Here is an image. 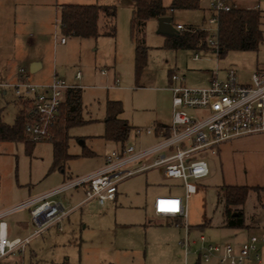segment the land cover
Masks as SVG:
<instances>
[{"label": "rangeland", "instance_id": "obj_1", "mask_svg": "<svg viewBox=\"0 0 264 264\" xmlns=\"http://www.w3.org/2000/svg\"><path fill=\"white\" fill-rule=\"evenodd\" d=\"M199 1L198 10L169 12L172 24L188 28H211L208 23L209 0ZM65 2L52 0V29L41 37L39 32L28 30L25 41H28L27 47L31 45V54L44 62V68L37 74L28 73L31 83L40 85L49 82L54 71L57 77L68 82L74 80L77 72L83 74L77 83L83 87L80 89L85 124L70 131L69 153L77 158L66 163L64 172L51 171L53 144L50 141L34 144L30 152L23 143H1L0 199L14 204L9 209L31 197L53 190L64 182L93 173L100 168L106 155L120 147L103 138L106 105L109 101L122 103L123 111L119 118L127 121L131 127L126 144L148 147L160 139L145 134L138 137L136 131L153 128L157 126L156 122L170 123V78L174 73L185 78V86L188 88H206L209 86L211 72L218 74L219 71L220 78H223L229 70H234L239 81L248 85L254 72L264 71V42L256 52L230 51L220 56L212 49L174 51L166 47L169 36L159 33V20L151 19L144 28L142 38L147 48L146 67L138 76L135 42L131 38L132 11L129 2L94 1L95 4L111 2L117 7L115 39L101 37L98 40H82L68 37L65 38L67 44L62 45L59 12L64 4L71 5ZM163 3L169 6L171 0H163ZM233 3L236 8H255L261 12L264 35V0H233ZM54 5H57V10ZM103 25L100 22L101 29ZM196 55L198 59H195ZM102 71H106L107 75H102ZM0 87V118L4 123L12 125L21 102L9 89L11 87L7 88V96L2 95L5 86ZM188 113L195 115L191 110ZM84 152L92 155L82 156ZM202 158L207 162L209 176L198 183L206 189L204 197L208 204V217L212 218V225L204 230V235L211 242L243 241L252 235L263 240L264 223L253 231L221 228L224 217L222 207L216 208V191L222 186L234 189L249 182L264 186V134L224 144L217 154L205 152ZM74 192L56 198L67 210H71L69 220L62 223L61 231L55 226L48 228L34 238L23 253L12 254L0 261V264L185 263L184 255L180 257L184 254L183 250L178 245L184 231L152 215L153 198L182 193L181 182L165 181L160 172L154 170L121 183L118 201L103 208L95 201L80 205L85 199L83 189ZM262 201L264 204V199ZM255 204L256 199L251 194L245 204L246 212L254 210ZM240 208L242 210V204L235 207L234 211H240ZM7 222L12 223L11 239H24L35 229L28 210L11 215ZM196 259L195 255L190 254L186 261L195 264Z\"/></svg>", "mask_w": 264, "mask_h": 264}, {"label": "built area", "instance_id": "obj_2", "mask_svg": "<svg viewBox=\"0 0 264 264\" xmlns=\"http://www.w3.org/2000/svg\"><path fill=\"white\" fill-rule=\"evenodd\" d=\"M233 0H209L207 45L218 51V17L223 12L235 9ZM177 31L195 32L183 25ZM62 38L60 44H65ZM195 59H198L196 56ZM21 80L12 85L17 98L28 104L29 120L25 133L34 143L48 141L51 124L59 118L66 94L75 86L55 77L48 85L33 84L24 69ZM106 75V71H102ZM81 73H77L80 78ZM172 92V121L164 127L139 129L136 135L154 136L160 141L148 146L120 145L111 151L104 165L97 171L83 177L64 182L59 187L19 205L0 210V261L16 253H23L32 240L52 226H58L69 218L67 210L56 197L72 190L83 189L84 202L95 201L100 207L117 201L119 185L136 176L159 170L165 181L183 184L184 196L164 194L155 198L152 209L156 217L175 218L182 221L184 238L179 242L185 264L193 254L202 264H262L263 240L250 236L240 244L231 241L211 242L200 233L191 237L194 225L212 224L208 217L205 187L198 183L209 176L207 162L202 158L205 152L217 154L219 148L240 138L264 134V71L252 74L248 85L242 84L236 71L229 70L221 79L214 74L206 88H188L185 79L177 74L170 78ZM3 87V86H2ZM1 88V87H0ZM194 111L190 115L188 111ZM202 195V197H199ZM216 208L219 207L217 200ZM28 210L34 232L24 239H11L7 219L20 211ZM238 212V211H236ZM224 219L228 216L223 214ZM201 226V225H200Z\"/></svg>", "mask_w": 264, "mask_h": 264}, {"label": "trees", "instance_id": "obj_3", "mask_svg": "<svg viewBox=\"0 0 264 264\" xmlns=\"http://www.w3.org/2000/svg\"><path fill=\"white\" fill-rule=\"evenodd\" d=\"M128 1L134 5L131 18V38L135 42L136 72L139 76L146 67L147 62V48L144 46L142 39L147 22L151 19L166 17L169 12L198 10L200 9V1L171 0L169 6H165L163 0ZM261 18V12L255 8H235L230 12L221 13L218 17V51H215L216 54L220 56L230 51H258L264 42ZM101 19H103L104 23L102 29L99 26ZM116 19L117 8L115 6L71 4L61 7L59 25L63 38L76 37L86 40L106 37L115 39L117 35ZM201 29L195 28V32L177 31L175 36L169 37L166 47L174 51L211 49L207 45L208 34ZM122 111L121 102L109 101L107 103L103 138L106 141L124 146L130 136L131 127L127 121L119 118ZM82 113V91L80 88L75 87L67 92L61 106L59 118L51 124L49 129L50 139L48 141L53 144L51 171L64 172L66 163L73 158H77V156L69 153L70 131L85 124ZM28 120V104L21 101L20 109L12 125L4 123L0 118V144L23 143L26 145L27 151L30 152L36 143L30 141L25 133V126ZM89 155H92V153L84 152L82 154V156ZM250 190L260 191L264 195V189L261 188L237 187L230 189L222 186L216 191V198L222 207V212L228 216V226H234L237 222L239 225L242 224L243 213L234 211V208L244 203ZM262 223H264V218ZM259 228L258 226L251 229ZM204 230L202 228L201 232L204 233Z\"/></svg>", "mask_w": 264, "mask_h": 264}, {"label": "crops", "instance_id": "obj_4", "mask_svg": "<svg viewBox=\"0 0 264 264\" xmlns=\"http://www.w3.org/2000/svg\"><path fill=\"white\" fill-rule=\"evenodd\" d=\"M94 1H96V0H92V1L89 0V1H85V2H82L80 0H66L65 3L79 4V5L115 6L111 2H110V4H102V3L100 4L98 2H96L97 4H95ZM126 1H128V0H126ZM64 5H70V4H64ZM133 7H134V5L131 2H129V8L131 9V11H132ZM51 8H53L52 0H0V85L5 86L4 89L2 90L3 96L8 95V89H7L8 87H11L9 89L11 91H13V93H14V90L12 89V85L18 83L21 80L20 73H19L21 69H24L25 71H27V73H29L31 75V74H37L39 71H41L44 68L43 60L40 58H36L33 54H31L32 49L29 48V47H31V45H29V47L26 46L27 45L26 43L28 41H27V39L25 41V37L28 33L27 32L28 30H35L33 32H36V33L39 32V34H40L39 37H41V35L48 33L49 30L52 29L51 24H52V17H53L52 13L53 12H52ZM55 9L57 10V5L55 6ZM56 12L57 11H55V14H56ZM208 12H209V10H208ZM171 16L172 15L168 14L167 17L171 18V24H172V17ZM100 22L103 23V19H101ZM100 22H99V26H100ZM177 25H180V24H177ZM172 26L174 28L176 27L173 24H172ZM190 28H197L198 29V27H193V26H190ZM32 36L33 35L31 34V37ZM100 38L101 37H99L98 39H100ZM102 38H105V37H102ZM98 39H95V40H98ZM36 42H38V40H36ZM66 44L67 43H65L63 45H66ZM77 73H81V72H77ZM101 74H102V72H101ZM213 74H214L213 72L210 73L209 84H210L211 79L213 78ZM220 74L221 73L218 71V77L219 78H220ZM106 75H107V72H106ZM56 76H57V74L54 71L53 76L51 77V80L49 82H46V83H43L40 85L50 84ZM82 77H83L82 73H81L80 78H77V74H76V76L72 82H68L66 80L65 81L71 86H75L77 88H83L82 86H80L77 83V82H79V80L82 79ZM225 77H226V73L224 74L223 78H225ZM223 78H221V79H223ZM30 79H31V76H30ZM170 92H171V90H170ZM14 95H15V93H14ZM171 95H172V92H171ZM172 112H173V108H172ZM171 121H172V114H171ZM171 121L168 124L163 123V122H156L155 125H157L159 127H164V126L170 125ZM81 144H83V143L81 142ZM117 145H120V144H117ZM105 157L103 159V163L100 166V168L104 165ZM100 168H98V169H100ZM97 170H95V171H97ZM95 171H93V172H95ZM145 174H147V173H145ZM160 175L162 177L161 172H160ZM239 187H248L250 189H256V188L264 189V186L255 184L253 182H249V184L239 185ZM72 191H75L74 193H78L79 189L72 190ZM72 191H70V192H72ZM67 193H69V192H67ZM42 194H44V193H42ZM42 194H40V195H42ZM64 194H66V193H64ZM64 194H62V195H64ZM83 194H84V190H83ZM251 194L255 197L256 204L254 206V210L247 213L245 210V204H246V202H247V200ZM40 195H38V196H40ZM62 195H59V196H62ZM119 195H120V193H119V189H118L117 201H118ZM176 195L183 197L184 196V190L182 193H178V194L176 193ZM262 195H263V193L260 191L250 190L247 193V197H246L244 203H242V210H241V208H240V211L238 209V212L243 213L242 224L239 225L237 222V224L235 223L236 225H234V226H228L227 219H224L223 223L221 225V228H227V229H230L233 231L247 230V229L248 230L250 229V231L256 230V229H251V228L252 227H258L262 223L263 218H264V208H263V201H262L264 198H262ZM38 196H35V197H38ZM71 196H73V193H71ZM158 196H160V195H158ZM158 196H156V197H158ZM35 197H31L29 199H32ZM156 197L153 198L152 205H153V202H154ZM23 202H25V201H23ZM89 202H92V201H89ZM89 202H84V199H83L79 204L85 205ZM60 203H62V202H60ZM115 203H108L106 206H108L110 204H115ZM12 204H13L12 202L8 203V202H4L0 199V210H7L11 206L14 205V204L13 205ZM62 205H63V203H62ZM152 215L154 217H156L153 213V209H152ZM234 216H236V215H234ZM156 218L161 219V220H165L170 225L178 226L179 228H181L184 231V228L182 226V221L180 219L159 218V217H156ZM67 220H69V218ZM252 220H253V222L251 223ZM202 222L203 221H199L200 224L194 225L192 227V229H191V237L192 238H196L200 233H202L201 232L202 228L206 230L207 228H210L212 225V224H208L206 226H202L203 225ZM55 227L58 228V226H55ZM61 227H62V224H61ZM8 229H9V233L11 236L13 233L11 222L8 224ZM58 230H59V228H58ZM184 235H185V231H184L183 237L180 239V241L184 238ZM248 238H246L243 241H237V240L234 241L233 240L232 242L236 243V244H240V243H243L244 241H246ZM178 245H179V243H178ZM261 249L264 250V246H261ZM262 254L264 255V251L262 252ZM183 255L184 254H181L180 257H182ZM184 258H185V256H184ZM195 264H202V263L200 261H198V259H196ZM213 264H215V263H213ZM249 264H255V263H249ZM262 264H264V262Z\"/></svg>", "mask_w": 264, "mask_h": 264}, {"label": "water", "instance_id": "obj_5", "mask_svg": "<svg viewBox=\"0 0 264 264\" xmlns=\"http://www.w3.org/2000/svg\"><path fill=\"white\" fill-rule=\"evenodd\" d=\"M159 20V33L173 37L177 34V30L172 26L171 24V18L170 17H161Z\"/></svg>", "mask_w": 264, "mask_h": 264}]
</instances>
